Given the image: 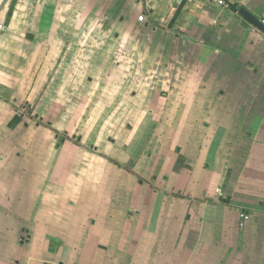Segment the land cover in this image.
Listing matches in <instances>:
<instances>
[{"label":"crops","instance_id":"1","mask_svg":"<svg viewBox=\"0 0 264 264\" xmlns=\"http://www.w3.org/2000/svg\"><path fill=\"white\" fill-rule=\"evenodd\" d=\"M225 1L0 0V264H264V0ZM31 89L83 145L19 142Z\"/></svg>","mask_w":264,"mask_h":264},{"label":"rangeland","instance_id":"2","mask_svg":"<svg viewBox=\"0 0 264 264\" xmlns=\"http://www.w3.org/2000/svg\"><path fill=\"white\" fill-rule=\"evenodd\" d=\"M72 18L74 19V17ZM78 28L80 27L75 25L72 27V30L76 31ZM46 98L47 99L43 101L41 97H38L37 90L31 89L26 97L20 99L18 103L20 109L19 112L15 114L22 118V123L16 124L18 126H15V133L20 132L19 137L21 139H19V142L23 144L24 147L43 148L41 157L45 158L47 162L49 159L53 158L54 150L57 148L70 149L74 145H83L78 136V131L88 128H86L82 120H85L87 116L90 115L89 113L93 107L90 105L84 108L81 122L77 123L75 122L77 118L76 112H78L79 108L77 106L74 107V105L70 106L68 98L63 100L59 98L62 101L59 99L55 100L53 91H47ZM72 116L73 120L71 119ZM84 116H86L85 119ZM95 120L96 118L90 122L91 127L94 125L93 122ZM52 128L58 130L63 135H60L59 138H55ZM21 133L23 134L22 136ZM67 153L68 154H62V157H70L69 151H67ZM193 252L194 251L191 249V254Z\"/></svg>","mask_w":264,"mask_h":264},{"label":"water","instance_id":"3","mask_svg":"<svg viewBox=\"0 0 264 264\" xmlns=\"http://www.w3.org/2000/svg\"><path fill=\"white\" fill-rule=\"evenodd\" d=\"M239 16L242 17L249 24L253 25L255 28L259 29L264 33V24L261 20L257 19L253 15H251L246 9L241 8L239 11Z\"/></svg>","mask_w":264,"mask_h":264},{"label":"built area","instance_id":"4","mask_svg":"<svg viewBox=\"0 0 264 264\" xmlns=\"http://www.w3.org/2000/svg\"><path fill=\"white\" fill-rule=\"evenodd\" d=\"M211 1L216 2L218 5L226 7V8L231 7L230 4L225 0H211ZM140 20L143 21L144 17H141ZM263 23H264V20H263ZM217 195H218L217 200H219L221 197V191L220 190H217ZM242 219L244 222L247 221L249 219V215L243 214Z\"/></svg>","mask_w":264,"mask_h":264},{"label":"trees","instance_id":"5","mask_svg":"<svg viewBox=\"0 0 264 264\" xmlns=\"http://www.w3.org/2000/svg\"><path fill=\"white\" fill-rule=\"evenodd\" d=\"M141 182H142V180H141Z\"/></svg>","mask_w":264,"mask_h":264}]
</instances>
